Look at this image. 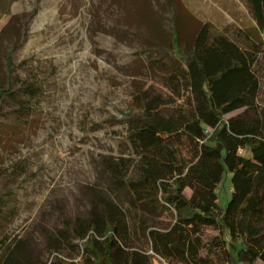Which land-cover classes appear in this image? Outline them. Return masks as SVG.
<instances>
[{
	"label": "rangeland",
	"instance_id": "rangeland-1",
	"mask_svg": "<svg viewBox=\"0 0 264 264\" xmlns=\"http://www.w3.org/2000/svg\"><path fill=\"white\" fill-rule=\"evenodd\" d=\"M177 1L188 12L179 16L178 47L173 0H0V251L20 241L33 263L50 260L47 240L84 217L95 196L123 211L127 248L163 264L150 254L148 232L168 231L178 213L162 183L152 184L161 212H142L128 185L113 180L101 162L133 160L134 177L138 157L128 134L144 106L172 113L186 103L180 55L192 52L199 24L238 44L257 35L239 0ZM260 85L264 96V78ZM175 147L187 161L186 142ZM186 175L191 188L226 204L228 178L210 190ZM191 193L184 190L187 198ZM216 236L204 229V245ZM232 242L240 248L238 239ZM73 245L58 259L80 262L85 243ZM206 255L203 248L200 256Z\"/></svg>",
	"mask_w": 264,
	"mask_h": 264
},
{
	"label": "trees",
	"instance_id": "trees-1",
	"mask_svg": "<svg viewBox=\"0 0 264 264\" xmlns=\"http://www.w3.org/2000/svg\"><path fill=\"white\" fill-rule=\"evenodd\" d=\"M175 1L174 46L178 47L180 13ZM255 23L256 36L235 43L209 24H199L192 52L180 55L182 86L188 92L184 106L172 113L144 106L142 118L129 132L138 160L119 157L101 162L115 181L127 184L132 203L142 212L160 213L152 184L162 183L163 196L174 206L178 221L168 231H149L152 253L166 264H264V0H239ZM9 58V56H7ZM262 96V97H261ZM240 109L249 111L223 120ZM186 142L189 158L180 160L175 143ZM249 152V158L239 154ZM216 189L228 178L230 195L223 207L191 185ZM172 176L171 183L165 180ZM190 188L189 198L184 190ZM1 206V202H0ZM217 234L204 245L202 232ZM228 236V240L226 239ZM240 241V248L232 240ZM76 240L85 243L80 262L58 259L61 251L73 252ZM123 211L112 201L92 198L84 217L67 221L47 241L48 261L33 263L25 245L9 243L0 251V264H152L149 257L130 251ZM214 246V248H213ZM205 248L206 257L200 252ZM217 250V251H215Z\"/></svg>",
	"mask_w": 264,
	"mask_h": 264
},
{
	"label": "crops",
	"instance_id": "crops-1",
	"mask_svg": "<svg viewBox=\"0 0 264 264\" xmlns=\"http://www.w3.org/2000/svg\"><path fill=\"white\" fill-rule=\"evenodd\" d=\"M245 8V7H244ZM245 10H246V8H245ZM246 12H247V15H248V17H249V19H250V21H251V23H252V25H253V27H255V23L251 20V18H250V16H249V14H248V11L246 10ZM242 152H244L245 153V155H242V156H244V157H246V158H249V152L246 150V149H240L239 150V153H242ZM150 257V256H149ZM153 257V256H152ZM154 259H158L159 261H161L163 264H166L163 260H160L159 258H157L156 256L155 257H153Z\"/></svg>",
	"mask_w": 264,
	"mask_h": 264
},
{
	"label": "built area",
	"instance_id": "built-area-1",
	"mask_svg": "<svg viewBox=\"0 0 264 264\" xmlns=\"http://www.w3.org/2000/svg\"><path fill=\"white\" fill-rule=\"evenodd\" d=\"M150 254H151V256L155 257V255L152 253V251H150Z\"/></svg>",
	"mask_w": 264,
	"mask_h": 264
}]
</instances>
